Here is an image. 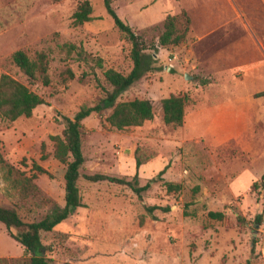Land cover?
Wrapping results in <instances>:
<instances>
[{
	"label": "rangeland",
	"instance_id": "1",
	"mask_svg": "<svg viewBox=\"0 0 264 264\" xmlns=\"http://www.w3.org/2000/svg\"><path fill=\"white\" fill-rule=\"evenodd\" d=\"M80 1L0 0V74L43 99L29 117L0 118L6 163L0 162V205L15 208L25 222L44 215L45 199L63 204L64 165L52 157L49 138L61 133V116L101 103L110 88L104 69L125 74L131 67L130 43L102 0H88L89 21L72 23ZM184 1L111 0L118 17L149 46L166 15L183 10L187 31L177 45L158 46L155 68L116 98L149 99L151 119L117 130L104 119L110 108H102L82 120L81 171L127 178L136 173L138 185L147 182V188L138 198L125 185L80 177L82 206L41 235L49 264H264V96H253L264 90V0H248L250 11L243 0H211L206 12L195 10L196 0ZM211 16L217 24L207 34L231 35L241 48L204 57L191 44L188 56L180 48L192 41L190 22L195 32L210 25ZM78 47L99 57L101 66L79 59ZM18 49L30 59L44 54L48 84L28 80L12 63ZM229 50L226 44L223 51ZM169 94L186 96L177 126L161 120L159 101ZM31 162L48 174L36 173ZM167 182L178 188L167 189ZM150 205L157 208L149 212ZM208 211L222 218H210ZM26 256L0 223V264H23Z\"/></svg>",
	"mask_w": 264,
	"mask_h": 264
},
{
	"label": "trees",
	"instance_id": "2",
	"mask_svg": "<svg viewBox=\"0 0 264 264\" xmlns=\"http://www.w3.org/2000/svg\"><path fill=\"white\" fill-rule=\"evenodd\" d=\"M102 5L112 19L113 26L123 33L130 43L131 67L125 74L113 68L104 69L102 75L110 88L104 91L105 94L100 101L101 103L80 105L71 116L62 115L63 127L61 133L49 137L53 145L52 157L64 165L62 174L63 204L60 205L51 199H45V204L48 206L46 212L38 220L30 222L23 221L15 208L0 205V223L8 235L23 247V251L27 255L24 261L22 260L23 264L50 263V259L44 254L45 246L41 242V235L43 232L51 231L56 224L67 219L77 207L82 206L77 186V180L80 177L92 182L106 180L125 185L138 198L141 197V192L148 186L147 182L138 185L136 173L130 178L96 172L83 173L81 171L84 162L81 149L82 120L90 113L98 112L102 108H110L104 119L109 126L117 130L140 126L143 121L151 119L153 106L149 99L133 98L131 100L116 101V98L142 75L155 68L153 52H156L158 46L177 45L185 39L188 18L183 10L180 11L179 15H166L162 21V28L156 36V43H150L149 46L144 42L141 32H135L130 25L124 23L118 17L111 5V0H102ZM71 17L73 24L89 21L91 19L89 1L81 0L72 12ZM148 49H150V52L147 51ZM76 50L79 59L86 63L90 60L95 66H101L99 57L85 55L79 47ZM11 61L28 80L34 81L39 78L43 85L48 84L47 65L43 53L37 52L34 59H30L22 50L18 49L11 53ZM253 96H264V90L253 93ZM185 100V95L173 94L160 99L159 108L161 120L164 124L173 126L181 124ZM41 103H43V99L26 85L7 74H0L1 119L12 121L18 117H29L32 109ZM44 156L43 153L40 154L41 159ZM0 162L6 165L1 156ZM140 164L141 161L135 156V167L137 168ZM31 167L36 173L48 174L42 166L35 162H31ZM164 168L165 166L159 173H162ZM263 179L264 175L261 176V180ZM253 186H255V183L252 184ZM166 187L167 189H175L178 188V185L167 182ZM155 208H157L155 205L145 206V209L149 212ZM162 209L167 211L169 207L165 206ZM207 215L214 219L222 218V213L219 211H208ZM255 219L259 221L260 215H256Z\"/></svg>",
	"mask_w": 264,
	"mask_h": 264
},
{
	"label": "crops",
	"instance_id": "3",
	"mask_svg": "<svg viewBox=\"0 0 264 264\" xmlns=\"http://www.w3.org/2000/svg\"><path fill=\"white\" fill-rule=\"evenodd\" d=\"M184 1V0H183ZM211 0H196V4H195V10H200L203 12H206V3L209 2ZM212 1H216V0H212ZM229 2H231V0H228ZM243 2H246L247 5L246 7L249 10V3L248 0H243ZM185 6L187 9H190V6L184 1ZM256 3V2H255ZM250 11V10H249ZM207 16V14H206ZM205 18V17H204ZM207 18H211L214 19L212 23H210V25H204L202 29H199L198 31L195 30L194 31V21L192 20L190 22V26H189V34L190 36H192V41L188 43L187 46L183 45L180 50H184L186 54H188V56L192 55L193 51L191 49V44L194 45V52L195 55L197 56L198 52H202L201 56L204 57H208L209 55L214 54L213 56L217 55L218 56H228L230 54H232L234 51L239 50L241 47L238 45H235L234 43L236 42L235 38H233L231 35H208L206 31H209V29L214 26L215 24H217V20L212 16L211 17H207ZM193 32V34H192ZM195 33V34H194ZM191 40V39H190ZM226 44L230 45V50L228 52H224L223 49L225 47ZM232 49V50H231ZM219 50V51H217ZM187 51L189 53H187ZM220 52V53H218ZM191 53V54H190ZM190 54V55H189Z\"/></svg>",
	"mask_w": 264,
	"mask_h": 264
},
{
	"label": "water",
	"instance_id": "4",
	"mask_svg": "<svg viewBox=\"0 0 264 264\" xmlns=\"http://www.w3.org/2000/svg\"><path fill=\"white\" fill-rule=\"evenodd\" d=\"M184 77L187 78L186 75Z\"/></svg>",
	"mask_w": 264,
	"mask_h": 264
}]
</instances>
